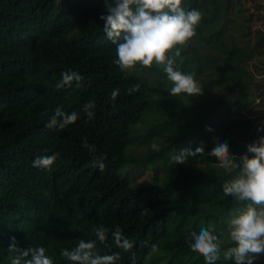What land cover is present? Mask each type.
<instances>
[{
  "label": "trees",
  "instance_id": "obj_1",
  "mask_svg": "<svg viewBox=\"0 0 264 264\" xmlns=\"http://www.w3.org/2000/svg\"><path fill=\"white\" fill-rule=\"evenodd\" d=\"M182 6L202 14L175 58L201 86L197 96H171L173 84L155 63L122 72L113 63L115 45L103 32L100 4L0 0V264L17 255L9 250L13 238L21 249L44 247L53 264H70L61 250L95 239L98 225L108 239L97 241L96 251L118 253L117 264H206L186 243L190 234L203 227L224 240L241 205L223 193L235 173L208 153L217 138L239 158L264 127V120L255 122L264 119V83L257 81L264 73V32L253 28L243 0H182ZM68 70L83 77L79 86L57 88ZM136 84L139 90L129 93ZM89 101L96 105L91 120L83 111ZM58 106L80 118L49 129ZM85 139L94 154L82 146ZM201 143L203 155L175 162L181 149ZM54 153L50 169L32 166ZM99 154H106L103 171L93 165ZM134 167L149 169L150 179L134 183L127 174ZM117 225L133 242L130 251L114 244ZM227 246L217 264H225ZM255 264H264V256Z\"/></svg>",
  "mask_w": 264,
  "mask_h": 264
},
{
  "label": "clouds",
  "instance_id": "obj_2",
  "mask_svg": "<svg viewBox=\"0 0 264 264\" xmlns=\"http://www.w3.org/2000/svg\"><path fill=\"white\" fill-rule=\"evenodd\" d=\"M105 13L99 19L103 21V32L106 38L115 45L116 64L122 72L131 71L139 64L143 68H151L153 63L162 67L166 77L172 82L171 96L185 93L197 96L203 93L194 74L184 73L176 66V57L181 55L178 45H186L196 34L202 14L196 9L188 10L182 6V0H104ZM175 50V51H173ZM83 77L76 71L68 70L62 73V82L57 88L70 86L73 81L79 86ZM139 84L128 89L129 93L138 91ZM119 89L111 92L110 100L115 102ZM93 101L84 104L83 111L88 119H94ZM75 111L66 113L61 106L54 110L46 127L63 130L79 119ZM208 131L213 129L208 128ZM261 129L258 127V131ZM208 153L217 158L219 167L227 173H235L232 179L223 185L225 196L233 197L241 207L233 212L227 222L224 240L215 230L201 228L192 232L191 240L186 241L193 252L199 253L206 264H217L221 258L222 244L228 246L223 250L225 264H255L260 255H264V135L257 141L246 145L247 153L237 158L230 154L227 142H217ZM82 146L89 153H95L94 145L85 139ZM155 148L156 145H153ZM204 154L201 143L194 151L181 149L174 156L176 163L185 162L189 156ZM59 154L37 157L32 162L33 167L50 169L58 159ZM106 154L94 157L93 165L100 171L105 168ZM95 239L78 241L72 249L61 250L60 255L70 264H117L119 254L100 255L96 251L97 241L104 243L108 239V230L103 225L94 229ZM114 244L124 251H130L133 242L123 235L119 225L111 232ZM9 250L17 253L11 264H53L52 259L45 254L44 247L21 249L13 238ZM155 250V245H153Z\"/></svg>",
  "mask_w": 264,
  "mask_h": 264
},
{
  "label": "rangeland",
  "instance_id": "obj_3",
  "mask_svg": "<svg viewBox=\"0 0 264 264\" xmlns=\"http://www.w3.org/2000/svg\"><path fill=\"white\" fill-rule=\"evenodd\" d=\"M83 1L94 2L104 7V0H83ZM243 5L246 8L247 13L251 14V20H252L251 22L253 28L261 29L264 32V0H243ZM262 68L264 71V65L262 66ZM137 72L138 71L136 72L133 71V74L143 77L139 72L138 73ZM257 81L258 83L259 82L264 83V73H262V75L259 78H257ZM258 120H264V119L261 116L260 118L255 119V122H257ZM258 127L261 129L260 131H258ZM258 127L255 133L254 141H257L260 136L264 135V127L262 125ZM248 155H251V153H249ZM127 174L128 177L131 178V180L134 183L146 182L151 177V171H149V169L142 167H134ZM263 256L264 255H260L258 258H262Z\"/></svg>",
  "mask_w": 264,
  "mask_h": 264
}]
</instances>
